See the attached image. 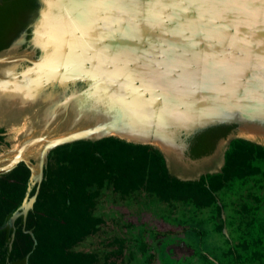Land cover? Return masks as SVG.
Returning a JSON list of instances; mask_svg holds the SVG:
<instances>
[{
    "label": "water",
    "instance_id": "obj_1",
    "mask_svg": "<svg viewBox=\"0 0 264 264\" xmlns=\"http://www.w3.org/2000/svg\"><path fill=\"white\" fill-rule=\"evenodd\" d=\"M0 129L6 169L112 137L220 173L233 140L264 148V5L0 0Z\"/></svg>",
    "mask_w": 264,
    "mask_h": 264
},
{
    "label": "flooded vegetation",
    "instance_id": "obj_2",
    "mask_svg": "<svg viewBox=\"0 0 264 264\" xmlns=\"http://www.w3.org/2000/svg\"><path fill=\"white\" fill-rule=\"evenodd\" d=\"M2 131L0 264H264V155L224 164L217 180L176 185L156 178L150 149L62 144L39 169L32 158L34 170L23 162L6 169ZM145 197L171 212L153 215L174 229L126 220ZM177 241L191 253L176 258Z\"/></svg>",
    "mask_w": 264,
    "mask_h": 264
},
{
    "label": "trees",
    "instance_id": "obj_3",
    "mask_svg": "<svg viewBox=\"0 0 264 264\" xmlns=\"http://www.w3.org/2000/svg\"><path fill=\"white\" fill-rule=\"evenodd\" d=\"M67 145H73V146H79L82 148H88V147H93V146H99V147H105L109 148L111 147L112 151L113 150H119V151H124V150H136L138 152L141 150L142 152L147 153V149H150V154L152 156H155L153 158V162H155L156 165V178L162 180H165L167 182H174L176 185H184V184H198L202 183V179L204 176L201 177V179L198 181H180L174 177H171L167 174L163 159L161 155L153 148L147 146V145H140V144H131V143H126L124 141L118 140L116 138L108 137V138H103L94 142L91 141H86V140H80V141H75L72 142L71 144H65L64 146ZM114 152V151H113ZM258 154V155H264V148H261L259 146H255L253 144H250L248 142L242 141V140H233L230 144V147L226 151L225 154V166L223 170H226L227 168L233 169V167H239L240 165L248 164V161L251 160L253 157V154ZM136 157L139 155V153L134 154ZM151 176V174H150ZM221 174H211L210 177L212 179L219 178ZM202 187V185H200ZM204 190L205 188L202 187Z\"/></svg>",
    "mask_w": 264,
    "mask_h": 264
},
{
    "label": "rangeland",
    "instance_id": "obj_4",
    "mask_svg": "<svg viewBox=\"0 0 264 264\" xmlns=\"http://www.w3.org/2000/svg\"><path fill=\"white\" fill-rule=\"evenodd\" d=\"M3 130V129H2ZM3 141L5 142L2 147H8L9 144H8V141H7V138H8V133L3 130ZM148 200H151V199H148L145 197V199L142 198V202H139L138 204H135L132 209H128V212H127V216H126V220L132 222V223H135L137 224V226H144L145 228H150L152 227L153 229L155 230H158V231H164V230H167V229H170V228H175L174 226L172 225H169L167 224L160 216L156 215L154 216L153 214L154 213H158V214H163V216L166 214L168 216L171 215V212H167L163 207H157V205L155 203H152ZM142 206V208H141ZM121 219H119L117 222H116V227L117 228V225L119 223ZM111 226H108V229H109V233H108V236H110L112 230L110 229ZM116 232V230H114ZM125 231H123L122 233H125ZM136 230H132L130 233H127L129 236H128V239L129 241L133 240V237L136 236ZM120 233V234H122ZM113 234V232H112ZM174 247V250H173V253L175 255L176 258H180V257H184L185 255L187 254H190L191 251L189 248H187L184 243H181V242H176V243H173L172 245ZM168 247V246H167ZM134 263V262H133Z\"/></svg>",
    "mask_w": 264,
    "mask_h": 264
},
{
    "label": "snow or ice",
    "instance_id": "obj_5",
    "mask_svg": "<svg viewBox=\"0 0 264 264\" xmlns=\"http://www.w3.org/2000/svg\"><path fill=\"white\" fill-rule=\"evenodd\" d=\"M123 2H130V0H123ZM165 2H167V0H165ZM244 2L259 3L261 5H264V0H244Z\"/></svg>",
    "mask_w": 264,
    "mask_h": 264
}]
</instances>
